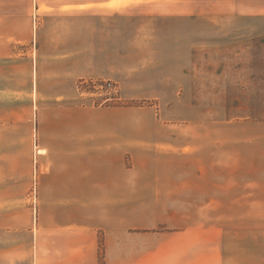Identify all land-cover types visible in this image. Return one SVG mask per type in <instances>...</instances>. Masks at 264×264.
Masks as SVG:
<instances>
[{
	"label": "crops",
	"instance_id": "crops-1",
	"mask_svg": "<svg viewBox=\"0 0 264 264\" xmlns=\"http://www.w3.org/2000/svg\"><path fill=\"white\" fill-rule=\"evenodd\" d=\"M260 36L264 0H0V264H264L227 262L221 227L165 226L161 129L221 105L192 100L196 51ZM84 79L144 103L82 101Z\"/></svg>",
	"mask_w": 264,
	"mask_h": 264
},
{
	"label": "rangeland",
	"instance_id": "rangeland-1",
	"mask_svg": "<svg viewBox=\"0 0 264 264\" xmlns=\"http://www.w3.org/2000/svg\"><path fill=\"white\" fill-rule=\"evenodd\" d=\"M192 81L193 101L221 105L191 108L190 123L174 121L161 128L176 136V153L169 157L173 169L167 172L176 182L168 188L176 201L168 203L174 215L165 226L221 227L224 246L232 250L227 262H263L264 37L196 51ZM78 93L93 104L144 103L122 98L118 88L96 90L79 82ZM169 109L175 117L185 110ZM199 114L206 121L199 122ZM188 134L191 138L184 139ZM184 142L196 148L193 154L179 152ZM210 164L216 169L205 170ZM183 179L190 187L181 186ZM23 254L16 252L15 262H27Z\"/></svg>",
	"mask_w": 264,
	"mask_h": 264
},
{
	"label": "built area",
	"instance_id": "built-area-1",
	"mask_svg": "<svg viewBox=\"0 0 264 264\" xmlns=\"http://www.w3.org/2000/svg\"><path fill=\"white\" fill-rule=\"evenodd\" d=\"M79 83L81 84H87L91 86L93 89L96 90H107V91H115L117 89V84L114 81L111 80H80Z\"/></svg>",
	"mask_w": 264,
	"mask_h": 264
}]
</instances>
